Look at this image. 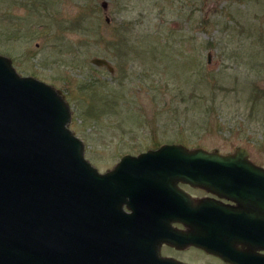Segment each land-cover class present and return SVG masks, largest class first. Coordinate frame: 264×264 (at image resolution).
Returning <instances> with one entry per match:
<instances>
[{
	"label": "rangeland",
	"instance_id": "1",
	"mask_svg": "<svg viewBox=\"0 0 264 264\" xmlns=\"http://www.w3.org/2000/svg\"><path fill=\"white\" fill-rule=\"evenodd\" d=\"M100 1L0 0V54L61 90L84 156L179 142L264 167V0Z\"/></svg>",
	"mask_w": 264,
	"mask_h": 264
},
{
	"label": "water",
	"instance_id": "2",
	"mask_svg": "<svg viewBox=\"0 0 264 264\" xmlns=\"http://www.w3.org/2000/svg\"><path fill=\"white\" fill-rule=\"evenodd\" d=\"M90 62L112 72L105 58ZM70 112L60 89L19 74L0 54V264H183L127 248L133 228H152L135 221L175 219L199 220L195 243L208 249V221L224 227L226 209L177 183L238 203L247 194L264 206V167L243 147L164 142L99 171L68 126Z\"/></svg>",
	"mask_w": 264,
	"mask_h": 264
},
{
	"label": "flooded vegetation",
	"instance_id": "3",
	"mask_svg": "<svg viewBox=\"0 0 264 264\" xmlns=\"http://www.w3.org/2000/svg\"><path fill=\"white\" fill-rule=\"evenodd\" d=\"M177 185L193 197H209L219 201L226 209L224 227L216 226V219L208 221L210 243L206 249L195 243L200 239L199 220L135 221L134 224L148 223L152 228L132 229L134 241H129L127 245L131 252L158 254L183 264H264L263 205L253 202L247 194L238 203L234 199L219 197L184 183ZM134 205L142 207L140 204ZM121 207L129 211L131 205L124 202ZM189 223L197 224V227H189Z\"/></svg>",
	"mask_w": 264,
	"mask_h": 264
}]
</instances>
